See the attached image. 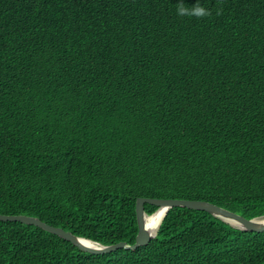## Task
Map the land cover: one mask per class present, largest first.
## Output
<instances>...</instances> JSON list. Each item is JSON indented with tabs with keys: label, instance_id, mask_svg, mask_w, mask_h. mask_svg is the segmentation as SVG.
<instances>
[{
	"label": "trees",
	"instance_id": "obj_1",
	"mask_svg": "<svg viewBox=\"0 0 264 264\" xmlns=\"http://www.w3.org/2000/svg\"><path fill=\"white\" fill-rule=\"evenodd\" d=\"M177 3L0 0L1 215L104 245L136 242L138 198L264 216V0ZM0 264H264V232L176 207L95 255L0 221Z\"/></svg>",
	"mask_w": 264,
	"mask_h": 264
},
{
	"label": "water",
	"instance_id": "obj_2",
	"mask_svg": "<svg viewBox=\"0 0 264 264\" xmlns=\"http://www.w3.org/2000/svg\"><path fill=\"white\" fill-rule=\"evenodd\" d=\"M149 204L158 207V210L154 213L161 212L162 219L156 233L147 228L146 218L151 216L145 211V205ZM176 207L187 208L191 210L207 212L218 220L229 224L232 228L245 231V232H264V216L260 218L248 219L238 213L212 204L210 202L201 200H181V199H156V198H138L136 202V215L138 222V235L136 242L133 245L121 242L113 245H104L85 237H80L68 232L62 228L51 226L37 217H31L26 215H1L0 221L2 222H19L26 225L36 226L54 234L68 242H71L78 249L83 252H87L95 255H103L118 251L120 249L125 250H137L142 246L148 245L153 239L156 238L159 228L163 219L168 212ZM153 214V215H154Z\"/></svg>",
	"mask_w": 264,
	"mask_h": 264
},
{
	"label": "clouds",
	"instance_id": "obj_3",
	"mask_svg": "<svg viewBox=\"0 0 264 264\" xmlns=\"http://www.w3.org/2000/svg\"><path fill=\"white\" fill-rule=\"evenodd\" d=\"M176 14L179 16L189 15L196 18H205L210 16L211 12L200 3V0H196V3L190 7L185 5L184 0H178Z\"/></svg>",
	"mask_w": 264,
	"mask_h": 264
},
{
	"label": "bare ground",
	"instance_id": "obj_4",
	"mask_svg": "<svg viewBox=\"0 0 264 264\" xmlns=\"http://www.w3.org/2000/svg\"><path fill=\"white\" fill-rule=\"evenodd\" d=\"M161 219H162L161 212H158L154 215L147 217L146 218L147 228L149 230L153 231V233H156V230L160 224Z\"/></svg>",
	"mask_w": 264,
	"mask_h": 264
}]
</instances>
